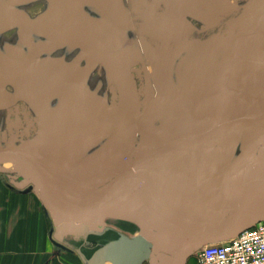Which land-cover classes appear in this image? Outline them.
I'll use <instances>...</instances> for the list:
<instances>
[{"label":"rangeland","instance_id":"rangeland-1","mask_svg":"<svg viewBox=\"0 0 264 264\" xmlns=\"http://www.w3.org/2000/svg\"><path fill=\"white\" fill-rule=\"evenodd\" d=\"M15 7L17 26L11 24L0 37V148L33 151L45 164L54 193L74 209L104 196L143 153L218 121L264 113L262 102L241 85L250 64L264 65V14L257 26L264 0H17ZM253 30L235 43L239 32ZM235 62L233 73L221 80L222 106L218 80ZM247 83L264 97L263 72H249ZM256 133L257 123L244 121L217 138L146 164L155 168L183 160L191 168L214 167L195 184L208 190L211 185L225 202L223 208L235 214L222 175ZM261 153L264 142L252 154ZM13 161L0 163V173L41 196L32 169L11 168L20 164ZM260 180L261 172L248 190L255 193ZM145 182L143 171L135 173L110 209L145 198ZM233 190L242 201L234 184ZM124 194L128 202L118 205ZM207 203L193 193L182 204L189 213H201ZM46 209L55 248L65 258L72 252L79 256L83 240L101 229V215L70 222ZM158 213V226L163 224L179 243L172 255L191 244L183 261L197 263L205 243H193L186 231ZM248 219L259 220L254 215ZM92 247L98 259L89 264H102L105 255L95 243Z\"/></svg>","mask_w":264,"mask_h":264},{"label":"crops","instance_id":"crops-1","mask_svg":"<svg viewBox=\"0 0 264 264\" xmlns=\"http://www.w3.org/2000/svg\"><path fill=\"white\" fill-rule=\"evenodd\" d=\"M16 3L17 0H0V37L8 34V26L18 22ZM203 164L196 168H191L190 164L184 163L183 160L165 165L156 164L155 168L151 167L154 192L164 204L175 210L184 220H188V223L193 226L197 224L198 230L208 233L228 232L236 224V211L235 214H228V210L223 208L225 202L217 199L215 191L210 188L211 185L208 190V187H198L195 184L201 177L207 178V175L215 171L214 167ZM260 172L261 180L253 193L248 190V186ZM232 183L242 201L245 199L243 207L246 210V218L254 215L258 216L259 220L264 219V153L251 154L246 163L234 173ZM191 187H194L193 192ZM193 193L205 203L208 202L209 206L201 213H189L184 210L183 200L189 199ZM127 202L124 194L118 205ZM211 202L215 204H210ZM158 216V210L149 203L146 195L145 198L139 196L138 201L130 205L118 206L116 211L107 210L101 217L100 231L83 240L85 247H80V255L76 256L77 252H72L65 258L61 248H55L56 239L50 232L51 216L42 197L27 186L16 185L7 174L0 173V264H46L47 260L48 264H89L98 259L92 247L94 243L95 249L105 255L102 264H115L120 258L109 255L110 243L122 237L136 236H142L151 243L145 248L146 258L142 264H168L179 243L172 240L163 224L158 226ZM158 231L160 234L156 235ZM162 247L166 249L163 250ZM180 264H198V261L191 263L186 259Z\"/></svg>","mask_w":264,"mask_h":264},{"label":"water","instance_id":"water-1","mask_svg":"<svg viewBox=\"0 0 264 264\" xmlns=\"http://www.w3.org/2000/svg\"><path fill=\"white\" fill-rule=\"evenodd\" d=\"M264 14V9L258 14V27L260 26V18ZM254 31H241L237 34L235 38V43L243 35ZM236 66V62L233 66L225 71L218 80V86L221 93V104L225 103V92L221 87V80L225 75L232 74ZM251 71H260L264 73L263 64H250L243 72L241 85L242 89L249 96L259 99L264 107V97L258 93L251 92L247 87V74ZM244 121H252L257 123V133L248 140L240 153L234 158V160L227 166L223 175L222 183L226 197L233 204L236 214L237 221L235 226L228 232H217L208 233L205 231L197 230L199 235H194L193 231L190 229L185 220L178 214L175 210L164 204L155 194L152 184L153 174L148 165L145 162H149L154 158L168 155L171 152L189 149L202 144L203 142L219 137L226 130L237 125L238 123ZM264 142V113L261 116H256L251 113H243L234 116L226 121L215 123L210 129L199 132L188 138L172 141L166 143L150 152L143 153L133 164L127 166L122 170L117 178L115 179L113 185L107 191V193L102 196L99 200L93 203L87 208H76L74 210H69L57 200L53 194L51 181L49 173L45 164L41 159L29 148L27 147H12V148H0V163L8 162L11 160H17L19 162L29 165L36 177L38 186L40 187L41 197L44 200L48 208L56 214L60 219L70 222H77L83 220H90L96 218L98 215H102L109 210L115 203L120 195L124 185L131 179V177L138 171H143L146 176L145 182V193L146 197L151 205H153L157 210L165 214L171 221L178 225L181 229L186 231L190 237V240L196 244H203L209 242H218L226 240L236 233L243 227L246 218V210L243 209V205L235 196L232 190V177L234 173L240 169L251 156L253 151H255L259 145ZM101 220V219H100ZM100 222V221H99ZM151 243L142 236L136 237H122L120 239L114 240L110 243L111 250L109 255L112 257H119V261L115 264H142L146 258L145 248L149 247ZM191 244L184 245L179 251L174 255V257L169 261L168 264H180L183 257L188 253Z\"/></svg>","mask_w":264,"mask_h":264},{"label":"built area","instance_id":"built-area-1","mask_svg":"<svg viewBox=\"0 0 264 264\" xmlns=\"http://www.w3.org/2000/svg\"><path fill=\"white\" fill-rule=\"evenodd\" d=\"M198 264H264V219L247 220L234 236L205 243Z\"/></svg>","mask_w":264,"mask_h":264},{"label":"bare ground","instance_id":"bare-ground-1","mask_svg":"<svg viewBox=\"0 0 264 264\" xmlns=\"http://www.w3.org/2000/svg\"><path fill=\"white\" fill-rule=\"evenodd\" d=\"M247 87H248V89H249V86H248V84H247ZM250 90V89H249ZM251 91V90H250ZM251 92H254V91H251ZM256 93V92H255ZM256 116H258V115H256ZM261 116V115H260ZM42 161V160H41ZM13 162H18V163H20V164H11L10 165V167L11 168H22V169H30L31 167L29 166V165H27V164H25V163H22V162H19V161H17V160H14ZM43 162V161H42ZM6 163H10V162H6ZM139 172V171H138ZM137 173V172H136ZM132 178V177H131ZM39 190H40V187H39ZM53 190V189H52ZM232 190H233V188H232ZM53 194H54V196L57 198V200L59 201V202H61L64 206H65V208H67V209H69V210H74V208H72V207H70L69 205H67L61 198H59L55 193H54V191H53ZM235 194V193H234ZM235 196L237 197V195L235 194ZM238 198V197H237ZM238 200L241 202V200L238 198ZM241 205H242V203H241ZM91 206V205H90ZM89 207V206H88ZM85 208H87V207H85ZM243 209H244V207H243ZM101 215V214H100ZM99 216V215H98ZM54 217L55 218H57V220L59 219L60 220V218L56 215V214H54ZM185 222L188 224V226L190 227V229L193 231V234L194 235H199L198 233H197V231L195 230V228H194V226L192 225V224H190V223H188L187 222V220H185Z\"/></svg>","mask_w":264,"mask_h":264},{"label":"flooded vegetation","instance_id":"flooded-vegetation-1","mask_svg":"<svg viewBox=\"0 0 264 264\" xmlns=\"http://www.w3.org/2000/svg\"><path fill=\"white\" fill-rule=\"evenodd\" d=\"M262 16H263V15H262ZM262 16H261V18H260L261 25H262V18H263ZM253 31H254V30H253ZM235 48H236V47H235ZM247 84H248V83H247ZM248 86H249V85H248ZM256 93H257V92H256ZM262 113H263V111H262ZM261 115H262V114H261ZM144 164L147 165L146 162H145ZM148 166H149V165H148ZM149 168L151 169L150 166H149ZM151 171H152V169H151ZM139 172H140V171H139ZM231 186H232V185H231Z\"/></svg>","mask_w":264,"mask_h":264}]
</instances>
